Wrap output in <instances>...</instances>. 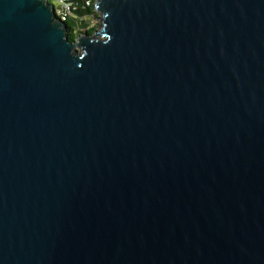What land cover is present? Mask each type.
Returning a JSON list of instances; mask_svg holds the SVG:
<instances>
[{
  "label": "water",
  "instance_id": "1",
  "mask_svg": "<svg viewBox=\"0 0 264 264\" xmlns=\"http://www.w3.org/2000/svg\"><path fill=\"white\" fill-rule=\"evenodd\" d=\"M0 0V264H264V0Z\"/></svg>",
  "mask_w": 264,
  "mask_h": 264
},
{
  "label": "built area",
  "instance_id": "2",
  "mask_svg": "<svg viewBox=\"0 0 264 264\" xmlns=\"http://www.w3.org/2000/svg\"><path fill=\"white\" fill-rule=\"evenodd\" d=\"M95 1L96 0H48L53 6V12L57 20L62 22L66 27L70 22L75 24L72 33L76 36L94 28V26L90 24L95 19H98V13L95 9ZM89 8L92 9L91 15L82 18L78 16L79 11ZM81 22L85 23L84 27L80 26Z\"/></svg>",
  "mask_w": 264,
  "mask_h": 264
},
{
  "label": "trees",
  "instance_id": "3",
  "mask_svg": "<svg viewBox=\"0 0 264 264\" xmlns=\"http://www.w3.org/2000/svg\"><path fill=\"white\" fill-rule=\"evenodd\" d=\"M91 14H92V9L89 8V9H86V10L79 11L78 16L80 18H82V17L88 16V15H91ZM84 24L85 23L81 22L80 26L84 27L85 26ZM74 26H75V24L72 23V22L67 24V29H68L67 30V34H68V37H69L70 41H73L76 38V35L72 33V30H73ZM94 30H95V28H91L89 31H86V32L87 33H92Z\"/></svg>",
  "mask_w": 264,
  "mask_h": 264
},
{
  "label": "rangeland",
  "instance_id": "4",
  "mask_svg": "<svg viewBox=\"0 0 264 264\" xmlns=\"http://www.w3.org/2000/svg\"><path fill=\"white\" fill-rule=\"evenodd\" d=\"M90 25H92V26H94V28H95V31L97 30V29H99V20L97 19H95L94 21H92L91 22V24Z\"/></svg>",
  "mask_w": 264,
  "mask_h": 264
}]
</instances>
